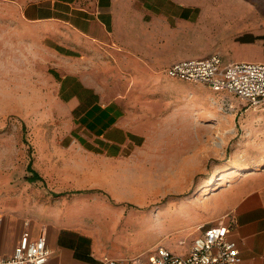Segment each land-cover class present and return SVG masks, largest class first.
Masks as SVG:
<instances>
[{
	"label": "rangeland",
	"instance_id": "rangeland-1",
	"mask_svg": "<svg viewBox=\"0 0 264 264\" xmlns=\"http://www.w3.org/2000/svg\"><path fill=\"white\" fill-rule=\"evenodd\" d=\"M182 30L194 44L190 59L263 60L264 0H200L199 21ZM38 35L14 0H0V214L86 230L123 256L156 245L184 253L199 232L187 228L196 210L214 215L216 194L264 162V113L165 74L101 85L112 97L129 95V119L143 140L119 159L102 160L71 144L92 139L63 110L58 80L68 69ZM29 162L41 180H28ZM211 176L216 185L200 199ZM181 199L190 206L177 207Z\"/></svg>",
	"mask_w": 264,
	"mask_h": 264
},
{
	"label": "crops",
	"instance_id": "crops-1",
	"mask_svg": "<svg viewBox=\"0 0 264 264\" xmlns=\"http://www.w3.org/2000/svg\"><path fill=\"white\" fill-rule=\"evenodd\" d=\"M14 4L21 19L39 30L40 43L68 69L58 80L59 99L70 122L92 139L71 144L109 161L138 148L143 140L129 119V95L112 97L98 86L164 77L172 63L193 58L194 44L182 36V29L199 21L200 0H14ZM101 77L107 80L100 81ZM244 171L228 186L221 185L225 188L210 207L214 215L197 209L192 218L196 221L187 228L229 215L234 220L229 237L237 243L238 264H264V162ZM187 206L184 199L177 204ZM23 236L45 237L50 254L44 264H102L105 256L133 257L106 250L86 230L0 214L1 256L10 255Z\"/></svg>",
	"mask_w": 264,
	"mask_h": 264
},
{
	"label": "built area",
	"instance_id": "built-area-1",
	"mask_svg": "<svg viewBox=\"0 0 264 264\" xmlns=\"http://www.w3.org/2000/svg\"><path fill=\"white\" fill-rule=\"evenodd\" d=\"M171 79L201 83L213 91L226 92L242 104L264 111V62L224 61L219 54L176 61L164 69ZM228 220L225 221V219ZM234 220L226 215L215 223L197 227L184 254H174L163 245L126 258L103 257L102 264H238L239 249L229 237ZM181 244H183L181 242ZM50 251L44 236L35 240L21 237L10 255H0V264H44Z\"/></svg>",
	"mask_w": 264,
	"mask_h": 264
},
{
	"label": "bare ground",
	"instance_id": "bare-ground-1",
	"mask_svg": "<svg viewBox=\"0 0 264 264\" xmlns=\"http://www.w3.org/2000/svg\"><path fill=\"white\" fill-rule=\"evenodd\" d=\"M232 173H235V169H233L232 171H231ZM230 172V173H231ZM225 176H223L222 175V177L220 178V180H221V182L219 183V186H221V185H224L225 184ZM216 185V179H215V177L214 176H211L209 179H208V184H207V186L205 187V189L202 191V194H201V196H205V195H207L208 194V192L210 191V190H213V187ZM200 196V195H199ZM175 212V211H174ZM162 214V213H161ZM121 221V220H120ZM138 223V222H137ZM121 229V228H120ZM121 232V231H120ZM129 237V236H128Z\"/></svg>",
	"mask_w": 264,
	"mask_h": 264
},
{
	"label": "trees",
	"instance_id": "trees-1",
	"mask_svg": "<svg viewBox=\"0 0 264 264\" xmlns=\"http://www.w3.org/2000/svg\"><path fill=\"white\" fill-rule=\"evenodd\" d=\"M27 169L31 172V176L28 178L30 182H33L35 180H41V177L36 173V171L32 170L30 162L28 163ZM81 192H82L81 190H77L72 193H81Z\"/></svg>",
	"mask_w": 264,
	"mask_h": 264
}]
</instances>
